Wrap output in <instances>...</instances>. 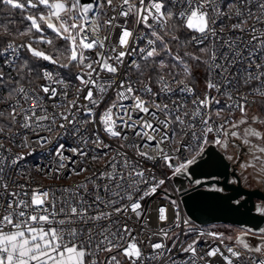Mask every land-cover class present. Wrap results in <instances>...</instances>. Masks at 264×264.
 <instances>
[{
	"label": "snow or ice",
	"instance_id": "snow-or-ice-1",
	"mask_svg": "<svg viewBox=\"0 0 264 264\" xmlns=\"http://www.w3.org/2000/svg\"><path fill=\"white\" fill-rule=\"evenodd\" d=\"M0 6L18 10L26 22L15 32L0 24L7 38L0 47V264H177L174 249L190 254L180 264H216L209 259L216 257L221 264H264V229L224 245L232 237L198 229L164 188L169 178L188 176L210 146L241 160L242 176L264 183V0H0ZM201 66L206 78L198 93L193 69ZM53 138L52 162L37 172L83 179L34 186L13 147L44 148ZM89 161L104 167L84 175ZM161 169L163 178L156 175ZM208 190L223 192L216 185ZM158 191L168 205L157 206L152 228L144 205ZM257 211L264 214V206ZM181 235L195 238L184 246ZM205 237L224 251H198Z\"/></svg>",
	"mask_w": 264,
	"mask_h": 264
},
{
	"label": "water",
	"instance_id": "water-1",
	"mask_svg": "<svg viewBox=\"0 0 264 264\" xmlns=\"http://www.w3.org/2000/svg\"><path fill=\"white\" fill-rule=\"evenodd\" d=\"M231 178L238 182L230 183ZM197 179L204 183L194 185ZM173 184L187 216L200 225L224 224L255 232L264 229V215L256 211L257 202L264 203V190L243 186L237 165L215 146L207 149L188 176L173 177ZM211 185L222 187L223 192L209 191Z\"/></svg>",
	"mask_w": 264,
	"mask_h": 264
},
{
	"label": "built area",
	"instance_id": "built-area-1",
	"mask_svg": "<svg viewBox=\"0 0 264 264\" xmlns=\"http://www.w3.org/2000/svg\"><path fill=\"white\" fill-rule=\"evenodd\" d=\"M131 27V24L129 25ZM19 42V41H17ZM23 51V50H22ZM21 51V52H22ZM21 55V53H20ZM43 63H45V67L47 70L49 71H53L55 72H60L61 74H63L61 72V70L57 69L54 65H50L47 62L42 61ZM0 64H3V57H0ZM4 71L7 72L8 69L4 68ZM133 79H135V74L133 73ZM41 81H39L38 83H40ZM196 91L199 93L201 90H199L198 88H195ZM243 91H247V89H244ZM212 95H215V93L213 92ZM175 98V97H174ZM249 99H251V97H249ZM128 103V102H125ZM257 106V105H256ZM256 106L252 109H255ZM99 111V109H98ZM236 115H239V113H236ZM44 135H47L46 133H44ZM60 142H64L67 145H71V146H75L74 142L72 140L71 137L69 136H61L60 137ZM56 144V140L55 138H53L52 144L47 145L44 148L38 147L36 145H33V148L31 149H21L18 147H13V152H19L20 154L24 155V160L20 161V168L21 170L29 173L32 177V183L33 185H55V186H69L72 185L73 183L78 182L79 180L83 179V176L81 177H75L72 176L71 178L67 179V180H50V179H45L42 175H40L37 172V168H47L50 164V162H52V155H50L49 153L51 152L52 148L54 147V145ZM66 155H71V153L66 152ZM74 159H78L75 158ZM85 168H88L89 171L84 173V175H91V171L92 170H100L104 167V165L102 163H93L91 161L87 162L84 164ZM165 170L161 169L158 170L156 172V175L160 178H163L161 176V172H163ZM170 172H167V175ZM171 175V173H170ZM169 176V175H168ZM170 177V176H169ZM164 188H170L173 191V199H175L177 201V204L179 206V211L180 214L184 217H187V214L184 210L182 201H181V197L179 196V192L178 189L175 187V185L173 184V181L171 180V178H169L164 186ZM57 195L59 196V193H57ZM165 195L164 191H158V193L153 196L152 198L148 199L147 202L145 203V207L148 209V213H149V217H150V222H151V227L155 228L156 227V208L157 206H167L168 202L166 200H164L162 198V196ZM171 214V213H170ZM190 219V218H189ZM191 220V219H190ZM198 229L204 230V231H214V232H220L214 225L212 226H203L200 225L196 222H194L193 220H191ZM174 231H178L176 229H173ZM195 236H191V237H184L183 235H181L179 237L180 241H184V246L187 245V243H190L192 239H194ZM169 244H171V241H168ZM235 243H231L228 242L226 239L224 240V245H228V246H233ZM224 245H222L220 243L219 240H212L209 237H205L203 238L198 244H197V248L198 251L201 249H208L210 247H216L219 246L221 248L222 251H224ZM174 253H175V258L177 260V264H180V261L182 260H186L190 254L187 253H183L182 251H180L179 249H174ZM212 260L216 261V264H221L220 262V258L216 257V258H209Z\"/></svg>",
	"mask_w": 264,
	"mask_h": 264
},
{
	"label": "rangeland",
	"instance_id": "rangeland-1",
	"mask_svg": "<svg viewBox=\"0 0 264 264\" xmlns=\"http://www.w3.org/2000/svg\"><path fill=\"white\" fill-rule=\"evenodd\" d=\"M34 47H36V45H33ZM41 47V46H40ZM42 48V47H41ZM45 50V49H44ZM46 51V50H45ZM197 88L199 89V90H203V88H204V83H199V85L197 86ZM259 110V107L258 106H256V108L255 109H251L250 110V115L252 114V113H255V112H257ZM238 116V115H237ZM218 149V148H217ZM218 150H220V149H218ZM221 151V150H220ZM222 152V151H221ZM223 153V152H222ZM225 156H226V154L225 153H223ZM241 154H244V155H246V152H245V150L244 149H239V150H237V155L239 156V155H241ZM232 164H234V165H237V164H239V163H241L242 161L241 160H236V161H230ZM238 174L240 175V177L242 178V182H243V185L244 186H246V187H248V188H250V189H254V188H259V189H263L264 188V183H261V182H259V180L258 179H255V178H252L251 176H248L247 174H244L243 176L241 175V171H240V169L238 168ZM170 177H171V175H170V173L168 174ZM171 180L173 181V177H171ZM166 189V194H167V196L168 197H170V198H172L173 197V191L170 189V188H165ZM162 198L164 199V200H166L165 199V195H163L162 196ZM173 199V198H172ZM167 201V200H166ZM168 202V201H167ZM260 206H264L263 204H259L258 205V207H260ZM258 212V211H257ZM258 213H260V212H258ZM219 231H221L222 233H224V235H225V237H232V239L231 240H229V239H226L228 242H231V243H235V238L238 236V235H240L241 234V232H243V231H247V230H249V229H245V228H240V227H236V226H231V225H224V224H217V225H214ZM255 232V231H254ZM245 240L247 241V242H249L250 244H253V245H255L256 243H257V241H256V239L254 238V237H252V236H247V237H245Z\"/></svg>",
	"mask_w": 264,
	"mask_h": 264
},
{
	"label": "trees",
	"instance_id": "trees-1",
	"mask_svg": "<svg viewBox=\"0 0 264 264\" xmlns=\"http://www.w3.org/2000/svg\"><path fill=\"white\" fill-rule=\"evenodd\" d=\"M0 24H9V27L11 28V30L13 32H15L16 30L22 31L26 27V22L22 20V15L18 10H10L7 8H3L2 6H0ZM5 39H7V38L0 37V47L3 46ZM40 46L43 49H45L46 51H49L47 46H45V45H40ZM189 50H191V49H189ZM21 57L31 59L28 56V54L25 53L24 51L21 52ZM33 63L36 65H43V68L45 67V63H43L42 61H33ZM59 70H61L62 73H64L66 71L64 69H59ZM193 77H194L193 87L197 88L199 83H204V81H205L206 73H205L204 68L202 66L199 68H194L193 69ZM38 82H39V80L33 81L34 84L38 83ZM257 106L260 109V105H257Z\"/></svg>",
	"mask_w": 264,
	"mask_h": 264
},
{
	"label": "flooded vegetation",
	"instance_id": "flooded-vegetation-1",
	"mask_svg": "<svg viewBox=\"0 0 264 264\" xmlns=\"http://www.w3.org/2000/svg\"><path fill=\"white\" fill-rule=\"evenodd\" d=\"M239 176H240V175H239ZM233 179H234V178H231L230 181L233 180ZM240 179H241V182H242V178H241V177H240ZM230 183H231V182H230ZM194 185H196V184L194 183ZM242 185H243V182H242ZM243 186H244V185H243ZM245 187H246V186H245ZM246 188H248V187H246ZM262 190H264V188H263ZM259 204H263V205H264V203L257 202L256 211H257V208H258V205H259ZM260 214H261V213H260ZM263 215H264V214H263Z\"/></svg>",
	"mask_w": 264,
	"mask_h": 264
}]
</instances>
